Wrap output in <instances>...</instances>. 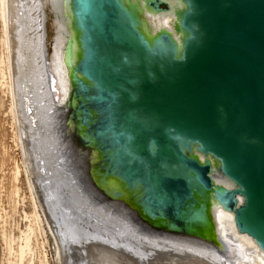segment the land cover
<instances>
[{
	"label": "water",
	"instance_id": "95a60500",
	"mask_svg": "<svg viewBox=\"0 0 264 264\" xmlns=\"http://www.w3.org/2000/svg\"><path fill=\"white\" fill-rule=\"evenodd\" d=\"M63 4L62 119L81 186L150 232L227 254L212 213L220 206L264 252V0ZM43 11L55 91L56 31ZM147 13L173 14L172 28L153 30Z\"/></svg>",
	"mask_w": 264,
	"mask_h": 264
},
{
	"label": "bare ground",
	"instance_id": "6f19581e",
	"mask_svg": "<svg viewBox=\"0 0 264 264\" xmlns=\"http://www.w3.org/2000/svg\"><path fill=\"white\" fill-rule=\"evenodd\" d=\"M44 6H48L52 13V23L56 31L48 65V70L52 72L55 80V91H53L56 100L53 98V91L49 86L44 62ZM64 12L63 0H0L1 82L5 87L7 86L8 92L6 89L5 91L11 98L9 114L16 127L14 137L17 146L22 151L23 161V170L19 165H16L12 178L16 182L24 171L33 198V211L31 214L23 215L28 219L25 228L20 230L18 236L10 234L6 238L7 240L9 238L7 241L9 253L16 256L13 257L16 258L13 260L17 264H24L27 258V264H30L34 260L33 256L38 253V257L42 256L39 262L48 264L47 252L45 253L46 249H44L47 240L44 238L41 241V236H39L45 233V229L42 212L40 213L38 210L40 209L38 208V199L45 193L46 200L52 202L51 195L54 191L61 198L60 216L80 217L82 224L79 228L85 233L84 236L95 234V239L97 237L101 239V241L97 240L103 247L102 249L105 248L114 253L121 251V254L124 251L129 256H141L153 264L157 258L174 261L177 259L176 256H185V258L187 256H203L210 260H206L207 262H214V264H264V252L259 249L255 240L247 234L239 233L235 227L233 213L220 206H214L212 213L219 237L226 242L225 251L227 254H221L212 246L190 239L166 233L150 232L137 223L123 206L104 199L96 200L90 196L88 190L81 186L78 182L83 173L80 161L73 154L70 139L63 129L64 120L62 119L64 109L61 105L66 102L70 88L68 69L63 56V46L68 36ZM147 18L151 28L157 30L162 26L172 28L174 15L147 13ZM216 180L227 186H232L231 182L223 176L217 175ZM13 192L14 194L15 192L19 193L16 190ZM55 205L57 206L56 203ZM49 227L52 232L48 233H53L55 236V247L57 248L55 252L61 256L64 251L62 240L56 236L53 227L50 225ZM82 233H80L81 237H83ZM47 234L45 235L47 236ZM97 240L95 241L98 242ZM15 243L16 245H14ZM106 243L109 246H105ZM190 259L192 260L191 257ZM180 260L182 261V258ZM91 263L93 264V262ZM188 263L190 262L188 261Z\"/></svg>",
	"mask_w": 264,
	"mask_h": 264
},
{
	"label": "rangeland",
	"instance_id": "374dc122",
	"mask_svg": "<svg viewBox=\"0 0 264 264\" xmlns=\"http://www.w3.org/2000/svg\"><path fill=\"white\" fill-rule=\"evenodd\" d=\"M1 32H2V28H1V21H0V38H1ZM1 55H2V44L0 43V70H1ZM1 81L2 80H1V71H0V264H11V263L15 264L16 262L13 259H16V258H13V257H16V256L12 255L13 253L12 254L9 253L10 251L9 249H7L8 247L7 241H9V238L8 240L6 238L9 237L10 234L11 236H16V235L18 236L20 230L25 228V224L28 219L24 217L25 216L24 214L26 213L31 214V211H33L32 209L33 208V200H32L33 198H32V193L29 189V186L27 185L26 175L24 171H22L23 174H20V177H19L20 179H18L19 181L17 180L18 182L17 181L15 182V180L12 178L16 165H19L21 169L23 170L22 151H20L21 149L16 144L15 137H14L15 136L14 134L16 132L15 130L16 127L13 124L12 116L9 114L11 98H10V95L7 94L8 92L7 86L5 87ZM5 89L7 92L5 91ZM15 190L18 191L19 193L15 192L14 194L13 191ZM42 195L44 197L40 196L39 197L40 200L38 199L39 201L38 208H40L38 210L40 213L42 212L41 214L44 218L43 227L45 229V233H43V235L40 234L39 236H41L40 237L41 241L44 240V238L47 240V242L45 243L44 249H46L45 253L47 252L46 260L48 264H71V263L72 264H89L91 262H93V264H141L142 263L141 261H144L142 264H146V262L147 264L149 263L153 264L143 259L141 256H138V257L129 256L128 253L126 254L124 253V251H123V254H121L122 253L121 251L120 253L119 251L114 253L111 250H108L105 248L102 249L103 247L99 245V241H98L100 238L97 237L95 239L94 238L95 234H92V236H89L88 234H86V236H84L85 233L79 228L82 224V220L80 217L76 216V218H73L67 215H63L62 217L60 216V213H59L60 204L59 203H61L60 202L61 198L57 192L52 191V195H51L52 202H49L48 200H46L45 193H43ZM29 200H31L32 202ZM54 202L57 204V206L55 205ZM48 221H49V224H48ZM49 225L53 227L52 229L55 232L56 236L58 238L60 237L62 240L64 251L61 253V256H59L55 252L57 250V248L55 247L56 246L55 236L53 233L52 234L48 233V232H52ZM79 232L80 233L83 232L81 234L83 237L80 236ZM45 234H47V236ZM93 238L95 240L98 239L97 240L98 242H96ZM71 242L73 243L71 244ZM14 245H16V243ZM107 245L108 244L106 243L105 246ZM111 252L113 253L111 254ZM38 256H39L38 253L36 256H33L34 257L33 259L35 260V261L33 260L32 262L33 264L42 263V262H39L42 256L40 257ZM178 257L179 256H176L178 260L175 259L174 261H170L167 258H165L164 260L163 258H157V260L154 261V264H156L157 261H158L157 264H159V262L160 264H176V263L177 264H184V263L185 264H190V263L214 264V262H207L210 260L203 258V256L202 257L201 256H198V257L187 256L186 258L189 260H187L185 256H183L184 259L183 257H179V258ZM190 257L192 258V260L193 259L194 260L192 261ZM199 257H200V260L202 259L201 263L199 262L200 260H198ZM180 258H182V261L180 260ZM158 259L159 260L162 259L163 260V261L161 260L162 263ZM195 260L196 262H194ZM25 261L26 263L24 264H27L28 259L26 258ZM188 261L190 263H188ZM171 262H175V263H171Z\"/></svg>",
	"mask_w": 264,
	"mask_h": 264
}]
</instances>
